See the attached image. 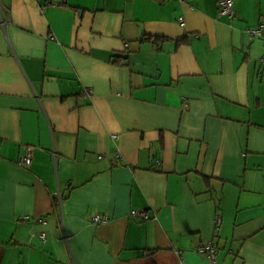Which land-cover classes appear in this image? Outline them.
I'll list each match as a JSON object with an SVG mask.
<instances>
[{
  "label": "crops",
  "instance_id": "1",
  "mask_svg": "<svg viewBox=\"0 0 264 264\" xmlns=\"http://www.w3.org/2000/svg\"><path fill=\"white\" fill-rule=\"evenodd\" d=\"M220 1L0 0V264H264V0Z\"/></svg>",
  "mask_w": 264,
  "mask_h": 264
},
{
  "label": "built area",
  "instance_id": "2",
  "mask_svg": "<svg viewBox=\"0 0 264 264\" xmlns=\"http://www.w3.org/2000/svg\"><path fill=\"white\" fill-rule=\"evenodd\" d=\"M180 2H188V1H192V0H179ZM218 16L219 17H225L228 19H233L235 16V13L233 11V0H221L219 2V7H218ZM178 23L183 26L184 25V20L182 17H180L178 19ZM9 24V20L8 19H4L2 18V16H0V29L4 30L6 25ZM250 35L252 36H260L261 35V29H253L248 31ZM260 64L261 67L264 71V58H262L260 60ZM85 94L87 97H91V94L89 92L85 91ZM32 154H33V148L32 147H27L25 149V152L23 155L20 156V158L18 159V165H20L21 167H29L31 165L32 162ZM59 198V195H58ZM59 203H60V198H59ZM130 217L131 218H135L137 219L139 222H144V221H148L151 219V214L147 211L144 210H133L130 212ZM110 220L109 216L105 215V214H98V213H94L91 215L90 217V222L92 225H101L104 223H107ZM221 223V219L220 217H216L215 219V225L219 226ZM44 235H41L40 239H43ZM197 253L198 255H200V257H202L203 259H205L208 263L210 264H217L216 260H215V256H216V250L214 248V246H212L211 244H205V245H201L197 248Z\"/></svg>",
  "mask_w": 264,
  "mask_h": 264
}]
</instances>
